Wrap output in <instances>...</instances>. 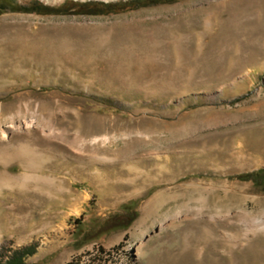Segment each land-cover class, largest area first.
I'll use <instances>...</instances> for the list:
<instances>
[{
  "label": "rangeland",
  "instance_id": "rangeland-1",
  "mask_svg": "<svg viewBox=\"0 0 264 264\" xmlns=\"http://www.w3.org/2000/svg\"><path fill=\"white\" fill-rule=\"evenodd\" d=\"M219 1L0 0V264H264V0Z\"/></svg>",
  "mask_w": 264,
  "mask_h": 264
},
{
  "label": "trees",
  "instance_id": "trees-1",
  "mask_svg": "<svg viewBox=\"0 0 264 264\" xmlns=\"http://www.w3.org/2000/svg\"><path fill=\"white\" fill-rule=\"evenodd\" d=\"M243 180H253L257 184L264 185V169L255 170L253 172L245 173L240 176ZM137 214H132V219L136 217ZM121 219L111 217L106 224L103 226L104 231H109L114 227L121 224ZM34 250L32 248H27L24 251L16 252L14 256L6 262V264H26L27 254H32Z\"/></svg>",
  "mask_w": 264,
  "mask_h": 264
},
{
  "label": "bare ground",
  "instance_id": "bare-ground-1",
  "mask_svg": "<svg viewBox=\"0 0 264 264\" xmlns=\"http://www.w3.org/2000/svg\"><path fill=\"white\" fill-rule=\"evenodd\" d=\"M106 1H111V0H106ZM227 1L226 0H220L218 3L214 4L213 7L218 8V9H223L226 6ZM13 152H6L3 155H7L8 157H16V156H29L31 157V155H33V151L32 148H30L27 145H23L22 147H13ZM10 150V149H9ZM24 179H30L33 182L36 183H40L42 181V177H36L35 175H29L28 173H26L24 176ZM22 180V179H21ZM20 181V177H16L14 175H11L9 173H0V182L3 184H7V185H13V184H18ZM1 223H0V239H1V233H2V229H1Z\"/></svg>",
  "mask_w": 264,
  "mask_h": 264
}]
</instances>
